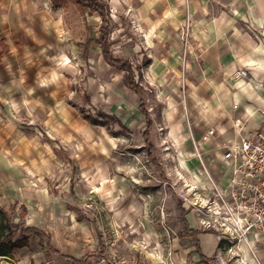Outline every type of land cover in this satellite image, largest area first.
I'll return each instance as SVG.
<instances>
[{"label":"rangeland","instance_id":"rangeland-1","mask_svg":"<svg viewBox=\"0 0 264 264\" xmlns=\"http://www.w3.org/2000/svg\"><path fill=\"white\" fill-rule=\"evenodd\" d=\"M100 1L108 17V49L113 57L129 61L142 88L161 172L151 164L143 142L146 124L137 95L127 87L125 73L102 58L98 14L76 0H30V13L44 15L55 40L52 47L46 44L53 62L44 65L51 83L42 79L46 83L34 88L37 100L6 112L0 108L9 112L7 118L0 113V207L8 209L13 223L43 231L62 255L94 258L103 247L106 261L90 264H108L112 258L136 264L172 258L177 264L186 236L176 208L182 184L174 174L186 178L200 172L197 160L181 170L170 150V145H192L194 138L185 84L187 67L195 59L192 20L185 15L174 46L150 30L156 0ZM239 1L205 0L203 15L211 23L226 19L236 13L232 7ZM187 25L185 54L180 39ZM249 33L254 38L256 33ZM215 172L223 174L221 168ZM186 220L193 228L188 212ZM18 236L17 231L6 241ZM196 237L208 253L213 235ZM251 247V263L226 255L220 262L211 257L210 264H262L264 245ZM0 264L69 263L51 252L45 240L31 237L28 247L14 250L12 260L0 259Z\"/></svg>","mask_w":264,"mask_h":264},{"label":"crops","instance_id":"crops-1","mask_svg":"<svg viewBox=\"0 0 264 264\" xmlns=\"http://www.w3.org/2000/svg\"><path fill=\"white\" fill-rule=\"evenodd\" d=\"M204 1L156 0L158 10L152 9L150 30L155 38L164 37L176 46L180 23L186 14L192 20L190 43L194 45L196 60L192 57L194 61L187 67L186 107L196 141H201L209 129L214 130L210 143H202L200 150L207 166L215 174L221 161L219 145H234L242 136L260 126L263 107L261 85L264 81V0H240L233 4L235 14L226 19H213L212 23L203 15ZM35 4L37 2L32 3ZM29 5L30 0H0V39L6 46L3 52L0 48V108L5 112L10 111L12 105L37 100L34 88L46 83L42 79L51 83L44 65L53 62L52 54L46 52V44L52 47L55 40L51 30L45 28L44 15L30 13ZM249 32L256 33L254 38L259 35L258 42ZM238 69L248 72L246 81L237 83L230 79ZM0 113L7 118L9 112L4 113L0 109ZM170 147L174 154L172 161H179L181 170L195 161L191 145ZM188 227L197 234L205 233L189 224ZM184 235L186 239L181 240L177 264H210L211 257L220 262L226 255L234 260L237 257L250 260L251 263L244 246L232 257L214 240L210 251L203 253L196 237L198 253L194 246L189 245V237ZM251 240L254 247L264 245V235ZM190 247H194V251ZM259 253L264 264V249ZM189 255L191 259L187 262Z\"/></svg>","mask_w":264,"mask_h":264},{"label":"built area","instance_id":"built-area-1","mask_svg":"<svg viewBox=\"0 0 264 264\" xmlns=\"http://www.w3.org/2000/svg\"><path fill=\"white\" fill-rule=\"evenodd\" d=\"M180 40L184 53H189L188 25ZM230 79L244 82L248 72L238 69ZM261 88L263 107L259 128L242 136L234 145H219L222 153L217 168L223 174H212L200 150L202 143H210L212 129L199 142L192 138L193 158L198 161L200 172H190L186 178L178 171L174 174L181 181L177 195L183 208L194 218L193 228L211 233L217 245L231 254L239 252L241 246L250 253L251 239L264 235V81ZM108 264L136 263L112 258ZM162 264L175 263L168 258Z\"/></svg>","mask_w":264,"mask_h":264},{"label":"trees","instance_id":"trees-1","mask_svg":"<svg viewBox=\"0 0 264 264\" xmlns=\"http://www.w3.org/2000/svg\"><path fill=\"white\" fill-rule=\"evenodd\" d=\"M78 5L88 8L90 11L97 13L98 17L100 18V28H99V37L97 42L101 48L102 58L103 60L110 66L120 69L125 73L126 76V85L127 87L132 90L139 99V112L144 118L145 128L142 132L143 142L144 145L147 147L148 156L150 158L151 164L156 167L158 172H161L160 166L156 157L154 156V144L152 142L151 137V129H152V120L147 112L145 107V101L143 98L142 88L135 82L134 74L132 71L131 64L129 61L125 59H119L113 57L108 49L107 44V32H108V17L107 13L104 9L103 3L100 0H76ZM0 48L3 52L6 49L4 42L0 39ZM0 60H1V53H0ZM162 176H159L162 180H166L164 174L161 173ZM181 222L184 227V233L190 237L189 245L195 247L196 252H200L199 246L196 240L197 233L193 230L189 229L187 221H186V213L187 211L183 208L181 200L178 199L177 206H176ZM25 212V209H23ZM19 232V236L15 240H7V238L12 237L15 232ZM31 237H40L41 239L45 240L48 249L56 254L59 258L67 261L69 264H90L93 260L96 259H106L104 248L101 247L99 254L96 257H85L81 259H76L74 257L68 255H62L58 251H56L52 245L48 235H46L43 231L34 228L25 226L22 223H13L10 212L7 208L0 207V259L5 261L12 260V252L14 250L22 249L29 246V239ZM202 256V255H201ZM204 260L203 256L201 257Z\"/></svg>","mask_w":264,"mask_h":264}]
</instances>
